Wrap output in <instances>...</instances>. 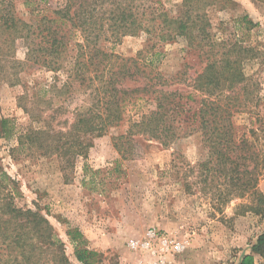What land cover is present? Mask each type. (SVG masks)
<instances>
[{
    "label": "rangeland",
    "instance_id": "rangeland-1",
    "mask_svg": "<svg viewBox=\"0 0 264 264\" xmlns=\"http://www.w3.org/2000/svg\"><path fill=\"white\" fill-rule=\"evenodd\" d=\"M183 1L146 0L171 16L177 15ZM210 1L203 13L211 25L212 43L247 50L238 64L246 78L235 90L240 100L234 109L236 134L250 144L264 145V0ZM10 2L19 18L33 23L36 16H51L64 1ZM69 34V48L55 64L57 70L30 62L14 75L7 62L1 64L0 118L11 122L12 133L10 137L0 134V167L13 181L10 189L17 207L39 208L49 218L73 264L80 263L66 235L68 227L82 231L88 247L100 254V264H240L250 254L254 264H264V257L252 251L264 233V217L255 213L250 194L224 198L228 184L216 161L208 166L216 171L202 167L210 159L199 132L167 148L136 136L134 141L142 150L136 158H124L116 148L130 123L153 109L152 102L126 107L125 121L92 138L93 146L85 156H64L48 141L32 139L34 132H67L75 114L92 104L90 92L71 80L82 37L77 31ZM27 46L19 40L14 53L22 63L28 57ZM99 47L125 58L142 53L146 59L152 49L163 52L165 56L155 62L157 70L179 73L184 82L178 89L188 93H194L189 85L204 67L213 60L226 63L222 54L227 51L220 47L222 54L214 56L208 45L209 55L200 58L184 39L159 43L146 33L118 42L102 40ZM69 81L70 87H64ZM246 162L251 169V160ZM259 190L264 195V168ZM150 231H155V238H149ZM146 243L149 246L143 247ZM16 254L0 244V264H16Z\"/></svg>",
    "mask_w": 264,
    "mask_h": 264
},
{
    "label": "trees",
    "instance_id": "trees-1",
    "mask_svg": "<svg viewBox=\"0 0 264 264\" xmlns=\"http://www.w3.org/2000/svg\"><path fill=\"white\" fill-rule=\"evenodd\" d=\"M63 1L51 16H36L33 23H28L16 15L10 0H0V77L4 74L1 64L5 62L14 75L30 62L33 66L57 70L55 64L69 48V31H77L82 37V42L77 43L78 55L71 80L78 82L83 91L90 92L92 104L75 114L67 132H34L32 139L36 143L48 141L50 148L55 146L56 152L64 156L69 153L85 156L93 146L92 138L103 136L125 121L126 107L138 101L152 102L153 109L133 120L127 135L116 142L123 157H141L142 150L134 141L136 136L167 148L178 139L199 132L204 146L209 148L210 159L202 167L216 171L208 168L216 161L228 184L224 198H244L250 194L255 213L264 217V195L259 190L264 145L258 141L253 145L238 138L234 125V109L240 102L235 90L246 78L238 65L239 57L247 50L236 44L223 48L226 44L212 43L211 25L203 13L211 1L184 0L175 16L146 0ZM142 33L153 36L159 43L184 39L200 58L208 56V52L215 56L227 49L222 54L226 63L213 60L204 67L189 85L194 93H188L178 89L184 82L178 78L179 73L171 75L157 70L155 62L159 63L165 56L163 52L152 49L146 59L142 53L139 57L125 58L99 47L102 40L118 42L126 36ZM19 40L28 45L26 63L14 57ZM208 45L211 49L207 52ZM72 81L64 87L69 88ZM10 123L0 118V134L10 137ZM123 139L128 144L125 149ZM247 159L252 162L251 169ZM12 182L0 167V244L17 252L16 264H73L66 254L65 242L58 238L49 218L39 208L17 207L10 189ZM66 235L78 263L100 264V254L88 247L80 229L68 227ZM252 251L264 257V233L258 237ZM47 255L52 257L45 259ZM240 264H254V255H245Z\"/></svg>",
    "mask_w": 264,
    "mask_h": 264
},
{
    "label": "built area",
    "instance_id": "built-area-1",
    "mask_svg": "<svg viewBox=\"0 0 264 264\" xmlns=\"http://www.w3.org/2000/svg\"><path fill=\"white\" fill-rule=\"evenodd\" d=\"M148 236H149L150 239L155 238V236H156L155 231H150L149 234H148ZM145 246H149V243L143 244V247H145ZM175 248L177 250H179L181 247H180V245H176Z\"/></svg>",
    "mask_w": 264,
    "mask_h": 264
}]
</instances>
